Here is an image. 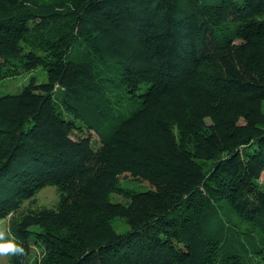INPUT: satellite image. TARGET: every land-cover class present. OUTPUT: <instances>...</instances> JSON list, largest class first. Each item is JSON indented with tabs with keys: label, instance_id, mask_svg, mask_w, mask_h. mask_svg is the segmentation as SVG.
<instances>
[{
	"label": "trees",
	"instance_id": "trees-1",
	"mask_svg": "<svg viewBox=\"0 0 264 264\" xmlns=\"http://www.w3.org/2000/svg\"><path fill=\"white\" fill-rule=\"evenodd\" d=\"M37 67L0 94L9 264H264V0H0V81Z\"/></svg>",
	"mask_w": 264,
	"mask_h": 264
},
{
	"label": "rangeland",
	"instance_id": "rangeland-1",
	"mask_svg": "<svg viewBox=\"0 0 264 264\" xmlns=\"http://www.w3.org/2000/svg\"><path fill=\"white\" fill-rule=\"evenodd\" d=\"M34 79V81L39 84L47 79L45 71L40 68H34L30 70H25L22 72L17 73L13 77H8L5 79H2L0 81V94H7V93H16L19 92L23 86L27 85L31 79ZM264 109V106H263ZM260 180L262 183H264V173L262 174ZM120 183L122 186L128 188V189H137V190H144L148 186H146V183L141 181L140 179L130 175V174H124L120 177ZM52 186H49L39 193L38 198V204H47L50 205L54 202L56 198V193L54 192V188L52 189ZM111 201H124L122 195L118 193H112L110 195ZM7 219H1L0 220V232H3L6 228ZM114 228L117 231L123 230V228L126 227L125 223L121 219H116L113 223ZM0 264H9L8 261V255L6 254H0Z\"/></svg>",
	"mask_w": 264,
	"mask_h": 264
},
{
	"label": "clouds",
	"instance_id": "clouds-1",
	"mask_svg": "<svg viewBox=\"0 0 264 264\" xmlns=\"http://www.w3.org/2000/svg\"><path fill=\"white\" fill-rule=\"evenodd\" d=\"M18 250L20 253L24 251L22 247L15 244L12 240H5L4 233L0 232V254L17 253Z\"/></svg>",
	"mask_w": 264,
	"mask_h": 264
}]
</instances>
